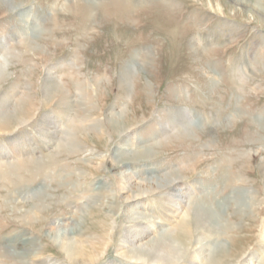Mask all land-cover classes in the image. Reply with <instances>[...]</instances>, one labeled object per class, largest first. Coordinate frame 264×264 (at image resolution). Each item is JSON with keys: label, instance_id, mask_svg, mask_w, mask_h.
<instances>
[{"label": "rangeland", "instance_id": "374dc122", "mask_svg": "<svg viewBox=\"0 0 264 264\" xmlns=\"http://www.w3.org/2000/svg\"><path fill=\"white\" fill-rule=\"evenodd\" d=\"M109 1L0 0V264H264V0Z\"/></svg>", "mask_w": 264, "mask_h": 264}, {"label": "bare ground", "instance_id": "6f19581e", "mask_svg": "<svg viewBox=\"0 0 264 264\" xmlns=\"http://www.w3.org/2000/svg\"><path fill=\"white\" fill-rule=\"evenodd\" d=\"M101 1H103V0H101ZM230 1H232V2H234V4L236 5V4H238L239 6H242L243 4H245V3H247L248 4V8H246V11L247 12H251V11H257V10H260V9H262V8H260L259 6H261L259 3H258V0H230ZM110 2V4H111V6H113V4L115 3V5H117V6H124V8H125V10H126V13H128L129 12V10L131 11V10H133V7L131 6V3L129 2V1H126V0H110L109 1ZM121 4H123V5H121ZM129 6V7H128ZM132 8H131V7ZM88 10V9H87ZM263 11H264V9H263ZM258 12V11H257ZM85 16V15H84ZM86 18H87V22H89L90 21V16L88 15V16H86ZM87 25H89V24H87ZM87 29V28H86ZM85 29V30H86ZM25 34V33H24ZM27 44V43H26ZM31 44V43H30ZM28 45V44H27ZM150 57H151V55L149 56L148 54H147V52H145V53H142V54H140V56H137V55H134V59L137 61V62H143V63H147L149 60H150ZM249 72H251L250 70H249V67H246L245 68V70L243 71V73H244V75L245 74H248ZM8 101L9 100H7V99H0V111L1 110H4V109H6V107L5 106H7V104H8ZM178 118L180 119V121L179 122H181V123H186V120H187V118L185 119V116H184V114L183 113H180L179 114V116H178ZM20 120V122H19V126H22V125H24L25 123H27L29 120H27V119H19ZM1 122V121H0ZM48 124V123H47ZM51 124V123H50ZM208 124V123H207ZM17 126H18V124H17ZM50 134H51V132H49ZM53 133V132H52ZM56 142H58V141H56ZM19 163V162H18ZM31 165H33V164H31ZM25 166H26V164L23 162V163H19V164H17L16 166H14V167H16L17 168V171H19L20 172V170H22L23 168H25ZM51 167H54L55 168V163H52V164H50V165H48L47 167H45L46 169H49V168H51ZM26 169V168H25ZM27 169L29 170V168L27 167ZM34 169V168H33ZM46 169H45V171H46ZM42 170H44L43 169V167H41V166H36L35 167V169L33 170V171H31V172H29V173H31V179H33L34 180V178L37 176V174H39V172L41 171L42 172ZM56 170V169H55ZM54 170V171H55ZM26 171V170H25ZM44 171V172H45ZM227 171V170H226ZM28 172H26V173H28ZM47 172V171H46ZM4 173V172H3ZM3 175H5V174H2V176ZM45 175V174H44ZM50 175V174H49ZM53 175V174H52ZM226 175V174H225ZM38 177V176H37ZM56 177V176H55ZM223 178V177H222ZM22 178H19V180H21ZM57 179V178H56ZM230 179V178H229ZM33 180H31V181H33ZM23 181V180H22ZM29 181V180H28ZM27 181V182H28ZM230 181H231V179H230ZM226 182H228L227 180H226ZM29 183V182H28ZM16 185V184H15ZM23 185V184H22ZM18 185H16L15 187H17ZM25 186V185H24ZM28 186V185H27ZM23 187V186H22ZM20 188V187H19ZM213 196V195H212ZM238 199V198H237ZM236 198H235V200H234V202H236V200H237ZM208 200V199H207ZM233 201V200H232ZM237 203V206L239 207V206H241L242 204H241V202H236ZM167 208V207H166ZM216 209V208H215ZM227 209V208H226ZM167 211V210H166ZM169 213V212H168ZM176 214V213H175ZM169 216V215H168ZM214 224H217L216 225V227H215V229L216 228H218V226L219 227H222V226H224V225H222V226H220L221 224H220V221H222V212H220L219 210L218 211H216V213L214 212ZM172 217V216H171ZM179 217V216H178ZM172 220L174 219V221H172V220H170V221H172V224L174 223L176 226H177V223L178 222H175V221H177V218H175V216L173 215V217L171 218ZM184 219L182 218L181 220L179 219L178 221H181V223H184V222H182ZM182 225V224H181ZM228 230H229V227L228 226H224L223 227V231H225V232H228ZM188 234V233H187ZM213 234V233H212ZM211 234V235H212ZM208 235V234H207ZM210 235V234H209ZM208 235V236H209ZM213 236V235H212ZM212 236H210V237H212ZM223 237H221V239H222ZM225 238V237H224ZM223 238V239H224ZM160 241V240H159ZM182 241L183 242H185L186 241V237L185 236H183L182 237ZM12 243H14V242H12ZM12 243L11 244H8V248L9 249H13L14 248V246H12ZM156 245V244H155ZM153 247H154V245H153ZM158 247H159V245H158ZM171 247V246H170ZM173 248V247H172ZM171 248V249H172ZM222 248H221V246L220 245H216L215 246V248L213 249V253H212V255L214 254V253H217V252H219L220 250H221ZM156 250V249H155ZM174 250V249H173ZM81 251H83V250H81ZM79 253H80V250H79ZM170 252L169 251H166V256L165 257H167V258H160V257H158V256H154V255H150V253H147L146 254V258L147 257H152L153 259H154V261H153V263H155L156 262V264H171L170 262H172V259L169 257L170 256V254H169ZM145 262V261H144Z\"/></svg>", "mask_w": 264, "mask_h": 264}]
</instances>
